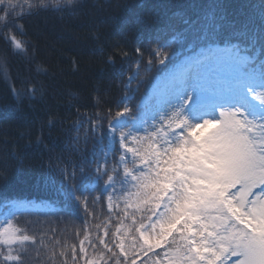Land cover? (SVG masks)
Wrapping results in <instances>:
<instances>
[{
  "label": "trees",
  "instance_id": "16d2710c",
  "mask_svg": "<svg viewBox=\"0 0 264 264\" xmlns=\"http://www.w3.org/2000/svg\"><path fill=\"white\" fill-rule=\"evenodd\" d=\"M1 1L20 14L33 6L40 12L20 16L19 27L10 19L0 31V201L43 194L55 182L74 189L77 181L65 169L75 162L64 168L53 158L60 150L56 144L65 133L62 128L77 116H92L114 94L121 97L124 84L132 85L136 76L151 77L155 69L146 70L148 62L172 65L181 43L239 47L256 54L253 64L264 74V0ZM142 158L138 154L127 166L144 175ZM169 181L155 189V203ZM99 205L106 208L104 202ZM99 215H90L85 234L81 223L64 229L62 222L49 218L21 223L19 258L35 252L46 264H112L122 253L112 245L113 227L108 235L100 231ZM102 238L109 239L105 248ZM8 256L3 249L0 264L16 263Z\"/></svg>",
  "mask_w": 264,
  "mask_h": 264
},
{
  "label": "rangeland",
  "instance_id": "374dc122",
  "mask_svg": "<svg viewBox=\"0 0 264 264\" xmlns=\"http://www.w3.org/2000/svg\"><path fill=\"white\" fill-rule=\"evenodd\" d=\"M233 51L228 54L220 49L189 65L186 80L178 83L181 79H176L159 96L181 95L183 110L176 113L174 100H165L159 109L150 105L149 120L137 135L148 173L140 179L130 199L132 205L151 207L155 189L163 188L162 180L170 179L156 205L153 226L149 229L147 225V237L158 244L177 219L185 216L192 226L186 237L194 249L183 253L186 247H181L180 228L162 264H196L199 259L202 264H264V183L259 185L264 152L254 148L264 128L254 134H249L253 126L245 128L263 118L260 112L252 113L264 107V94L257 88L253 91L250 78L240 79L238 74L243 71L237 62H245L248 55ZM173 74L172 70L168 75ZM213 97L219 100L215 106L201 105V99L213 102ZM189 119L188 127L179 124ZM176 125L182 129L178 131ZM0 231L2 242L9 245L21 237L8 220L0 223ZM218 244L229 248L227 255H221ZM177 246L183 252L177 253ZM211 246L215 256L205 249ZM207 254L213 258L207 259Z\"/></svg>",
  "mask_w": 264,
  "mask_h": 264
},
{
  "label": "clouds",
  "instance_id": "9594fccd",
  "mask_svg": "<svg viewBox=\"0 0 264 264\" xmlns=\"http://www.w3.org/2000/svg\"><path fill=\"white\" fill-rule=\"evenodd\" d=\"M18 1L21 2V0H18ZM20 7H22V5H20ZM16 10H17L16 7L12 6L11 3H9V2L4 3L0 0V31L3 30L2 27L7 28L10 19L15 20L16 24L19 27L20 25H19V22L17 19L20 16H22L24 18V17H28L27 14L28 15H34V14H38L40 12L39 9L37 7H34V6L31 7L30 9H27L26 10L27 12L21 13V14L19 11H16ZM14 13H17V14H14ZM111 100L112 99H110L109 102H107L106 104H109ZM75 120H76V118H75ZM75 120L71 124H69L67 127L62 128V133L63 132L66 133L67 132L66 128H70L75 123ZM65 133L62 136L61 140L56 144L57 148L60 150H58V152L57 151L54 152L53 155L56 154L57 156H66L64 154H65V151H68L67 149H69V147H68V145H64L63 142L64 143H67L68 141L76 142L82 136V134L80 133L79 136L77 137V139H73V135L70 137H67V136H65ZM57 139L58 138H55L53 143H55L57 141ZM37 142L39 143V140L34 142V146H38Z\"/></svg>",
  "mask_w": 264,
  "mask_h": 264
},
{
  "label": "bare ground",
  "instance_id": "6f19581e",
  "mask_svg": "<svg viewBox=\"0 0 264 264\" xmlns=\"http://www.w3.org/2000/svg\"><path fill=\"white\" fill-rule=\"evenodd\" d=\"M247 48H248L249 50H252L250 46H248ZM182 95H183V94H182ZM179 96H181V95H179ZM179 96H178V97H173L172 95H167V99H162L159 103L156 104V107H158V109H159L160 107L163 108V105L166 104L165 100H167L168 102L171 101V100H174V101H176V105H177V107H176V109H177L176 113H179L181 110H183V107L181 106L182 104H181V100L179 99ZM203 106H207V104H204ZM190 114H191V113H190ZM192 115H193V117H194V114H192ZM193 117H192V118H193ZM192 118H191V119H192ZM191 119H189V120L187 121V123H183L184 121H181V122H182V125L184 126V124H186L187 127H188ZM184 128H185V126H184Z\"/></svg>",
  "mask_w": 264,
  "mask_h": 264
}]
</instances>
